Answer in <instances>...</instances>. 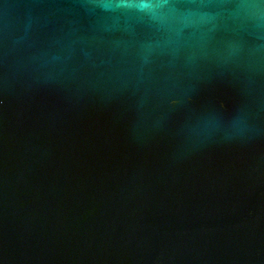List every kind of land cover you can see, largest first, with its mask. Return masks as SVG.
I'll list each match as a JSON object with an SVG mask.
<instances>
[{
  "label": "water",
  "instance_id": "95a60500",
  "mask_svg": "<svg viewBox=\"0 0 264 264\" xmlns=\"http://www.w3.org/2000/svg\"><path fill=\"white\" fill-rule=\"evenodd\" d=\"M0 264H264V0H0Z\"/></svg>",
  "mask_w": 264,
  "mask_h": 264
}]
</instances>
